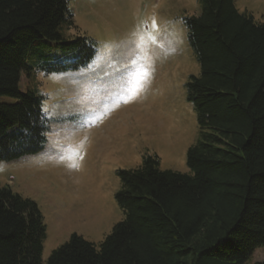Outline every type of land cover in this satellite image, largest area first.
Here are the masks:
<instances>
[{
  "label": "trees",
  "instance_id": "1",
  "mask_svg": "<svg viewBox=\"0 0 264 264\" xmlns=\"http://www.w3.org/2000/svg\"><path fill=\"white\" fill-rule=\"evenodd\" d=\"M184 18L200 66L185 83L199 138L188 171L160 169L155 154L117 169L123 217L95 245L72 233L42 262L37 204L0 186V264H243L264 246V21L234 0H200ZM69 0H0V162L41 150L49 120L20 75L66 72L94 55L88 37L66 34ZM253 264H264V258Z\"/></svg>",
  "mask_w": 264,
  "mask_h": 264
},
{
  "label": "rangeland",
  "instance_id": "2",
  "mask_svg": "<svg viewBox=\"0 0 264 264\" xmlns=\"http://www.w3.org/2000/svg\"><path fill=\"white\" fill-rule=\"evenodd\" d=\"M234 4L255 21H264V0ZM69 6L73 21L66 34L88 37L94 55L76 71L21 73L20 89L31 88L41 96L49 120L46 143L35 153L0 162V186L32 199L41 211L44 263L72 233L98 246L122 219L115 199L117 169L134 168L143 156L155 154L160 169L188 171L186 151L199 138L185 83L200 66L184 18L200 13V0H69ZM153 18L163 46H150L151 79L139 95L123 102L127 93L117 69L128 62L133 33L142 22L150 27ZM0 101L14 98L0 96ZM69 144L79 152L61 159ZM263 258L264 246L243 264Z\"/></svg>",
  "mask_w": 264,
  "mask_h": 264
},
{
  "label": "snow or ice",
  "instance_id": "3",
  "mask_svg": "<svg viewBox=\"0 0 264 264\" xmlns=\"http://www.w3.org/2000/svg\"><path fill=\"white\" fill-rule=\"evenodd\" d=\"M158 30V25L153 18L150 27L147 22H142L133 33L134 39L130 41L131 51L128 62L122 66L123 70L117 69V76L119 80L122 81V86L127 93L123 102H128L130 99H134L139 95L140 92L144 90L147 82L151 79L154 69L152 67L153 62L150 55V46H163L157 36ZM97 59H99V57ZM141 61H146V63H142ZM78 152V146L70 144L65 145L62 149L60 158H70L74 153Z\"/></svg>",
  "mask_w": 264,
  "mask_h": 264
}]
</instances>
